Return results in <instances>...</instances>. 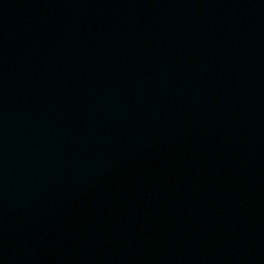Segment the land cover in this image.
I'll list each match as a JSON object with an SVG mask.
<instances>
[{
  "label": "water",
  "instance_id": "water-1",
  "mask_svg": "<svg viewBox=\"0 0 264 264\" xmlns=\"http://www.w3.org/2000/svg\"><path fill=\"white\" fill-rule=\"evenodd\" d=\"M0 264H264V0H0Z\"/></svg>",
  "mask_w": 264,
  "mask_h": 264
}]
</instances>
